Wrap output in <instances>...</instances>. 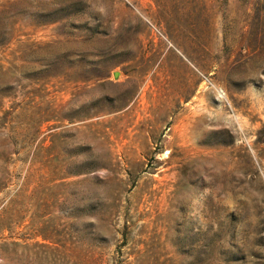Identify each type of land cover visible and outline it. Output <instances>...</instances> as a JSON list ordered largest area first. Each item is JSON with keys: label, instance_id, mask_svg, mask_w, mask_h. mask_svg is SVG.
<instances>
[{"label": "rangeland", "instance_id": "rangeland-1", "mask_svg": "<svg viewBox=\"0 0 264 264\" xmlns=\"http://www.w3.org/2000/svg\"><path fill=\"white\" fill-rule=\"evenodd\" d=\"M0 264H264V0H0Z\"/></svg>", "mask_w": 264, "mask_h": 264}, {"label": "built area", "instance_id": "built-area-1", "mask_svg": "<svg viewBox=\"0 0 264 264\" xmlns=\"http://www.w3.org/2000/svg\"><path fill=\"white\" fill-rule=\"evenodd\" d=\"M149 25H150V27H151V29L155 32V33H157L160 37H163L164 38V35L154 26V25H152V24H150L149 23Z\"/></svg>", "mask_w": 264, "mask_h": 264}]
</instances>
